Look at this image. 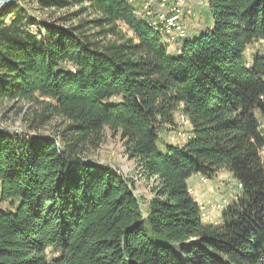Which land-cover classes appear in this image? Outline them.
<instances>
[{"label": "trees", "instance_id": "16d2710c", "mask_svg": "<svg viewBox=\"0 0 264 264\" xmlns=\"http://www.w3.org/2000/svg\"><path fill=\"white\" fill-rule=\"evenodd\" d=\"M31 5L94 17L67 28ZM208 8L214 23L177 55L126 0L0 9V102L38 103V127L66 124L59 136L0 128V264H264V57L245 58L264 39V0ZM179 107L191 137L161 151L159 130ZM106 129L156 184L146 213L129 179L87 161ZM222 169L243 195L222 225L205 224L188 180Z\"/></svg>", "mask_w": 264, "mask_h": 264}, {"label": "rangeland", "instance_id": "374dc122", "mask_svg": "<svg viewBox=\"0 0 264 264\" xmlns=\"http://www.w3.org/2000/svg\"><path fill=\"white\" fill-rule=\"evenodd\" d=\"M190 9H192V12L183 19V24H186L184 25V36L178 38L179 35H173L162 38L168 47L169 53L172 55L179 54V50L186 39L199 36L207 26L214 23L208 8V0H193ZM77 10L78 7H73L51 12L50 10L41 11L35 5L29 6L31 16H36L41 21H58L62 26L67 28L75 27L82 21L91 20L94 17V15L88 12L72 16L71 13ZM65 16L69 18L68 21H61L60 17ZM31 29L37 31L38 27L32 25ZM94 31L91 30L88 33H93ZM176 36L178 39L175 38ZM257 56L264 57V39L253 42L247 48L245 53L247 65L251 66ZM118 101L119 98L115 97L108 101L107 104H113ZM40 109V105L32 101H1L0 128L20 136H59V133H61L66 125L60 117H54L47 124L39 127L37 122H32ZM261 123L264 129L263 119H261ZM33 125H35V128H33ZM159 135V148L161 151H165L167 145L182 146L188 141L191 137V124L184 114L183 107H179L176 110L174 124L163 126L159 130ZM262 156L264 159V150ZM87 161L110 167L129 179L142 203L144 212L148 211L149 204L155 196L153 188L156 184L153 179H147L142 175L136 160H132L126 155L120 133L106 129L103 143L98 149L92 151L87 156ZM188 185L195 201L202 209V217L205 224L222 225L224 223L223 214L229 208L238 204L243 195L242 185L226 169L220 170L213 178L201 174L194 175L188 180ZM57 257L56 253H49V260L51 262L57 259Z\"/></svg>", "mask_w": 264, "mask_h": 264}, {"label": "bare ground", "instance_id": "6f19581e", "mask_svg": "<svg viewBox=\"0 0 264 264\" xmlns=\"http://www.w3.org/2000/svg\"><path fill=\"white\" fill-rule=\"evenodd\" d=\"M126 1L133 7L136 15L145 20L162 37L179 35V38L184 36V25L186 24H183V19L192 12L190 8L193 0H166V3H179L167 6L159 13L158 11L150 10V8L144 4V0ZM175 38H177V36Z\"/></svg>", "mask_w": 264, "mask_h": 264}, {"label": "built area", "instance_id": "2783aa9c", "mask_svg": "<svg viewBox=\"0 0 264 264\" xmlns=\"http://www.w3.org/2000/svg\"><path fill=\"white\" fill-rule=\"evenodd\" d=\"M176 3L179 2L166 3V0H144V4L147 5V7H149L150 10L158 11V13L161 12V10H163L165 7Z\"/></svg>", "mask_w": 264, "mask_h": 264}, {"label": "water", "instance_id": "95a60500", "mask_svg": "<svg viewBox=\"0 0 264 264\" xmlns=\"http://www.w3.org/2000/svg\"><path fill=\"white\" fill-rule=\"evenodd\" d=\"M19 1L21 0H0V9L6 5L13 4Z\"/></svg>", "mask_w": 264, "mask_h": 264}]
</instances>
